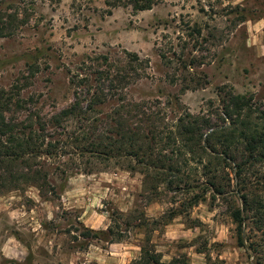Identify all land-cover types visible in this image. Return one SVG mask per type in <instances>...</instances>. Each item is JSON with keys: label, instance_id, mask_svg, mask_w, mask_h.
<instances>
[{"label": "rangeland", "instance_id": "374dc122", "mask_svg": "<svg viewBox=\"0 0 264 264\" xmlns=\"http://www.w3.org/2000/svg\"><path fill=\"white\" fill-rule=\"evenodd\" d=\"M28 10L27 24L0 39V92H13L15 101L32 99L24 111L13 104L7 118L49 120L74 103L77 78L87 76L91 87L96 71L115 76L127 70L126 53L141 64L134 65L139 79L123 92L170 125L185 112L213 114L221 88L264 104V0H162L142 12L126 2L36 0ZM57 167H45L56 197L27 184L1 192L0 264H130L146 238L163 263L184 255L190 264H256L237 245L230 205L213 202L210 194L188 211L190 220L176 217L164 226L172 211L181 210L182 198L172 203L160 188L153 201L142 192V176L120 170L62 177ZM114 213L121 243L81 236L107 231ZM140 220L148 226H124Z\"/></svg>", "mask_w": 264, "mask_h": 264}, {"label": "trees", "instance_id": "16d2710c", "mask_svg": "<svg viewBox=\"0 0 264 264\" xmlns=\"http://www.w3.org/2000/svg\"><path fill=\"white\" fill-rule=\"evenodd\" d=\"M160 1L106 0V5L126 2L135 12H142ZM35 3L0 0V39L14 37L27 24L31 16L28 7ZM126 55L127 70L115 76L109 71H96L94 86L89 87L87 76L77 78L74 103L49 120L36 114L19 122L7 118L10 107L27 110L32 99L15 101L13 92H0V194L27 184L41 196L44 189H49L56 197L45 172L50 164L58 165L55 173L62 177L73 171L92 174L111 169L140 175L142 192L153 201L160 196V188L171 194L172 203L182 198L181 210L172 211L164 226L176 217L190 220L188 211L205 202L208 194L213 202L221 200L230 205L228 213L236 226L238 247L252 254L256 264H264V104L221 88L223 97L213 114L193 116L185 112L170 125L160 112L127 98L123 92L140 77L134 66L141 64L139 57ZM117 215L110 217L113 226L107 231L86 230L81 236L97 239L103 235L109 244L121 243L123 231L114 232L121 227ZM142 220L139 225L124 222V226L146 228L147 221ZM258 233L260 242L254 240ZM130 264L190 262L179 255L163 263L151 239L146 238L139 258Z\"/></svg>", "mask_w": 264, "mask_h": 264}, {"label": "crops", "instance_id": "0c3cea01", "mask_svg": "<svg viewBox=\"0 0 264 264\" xmlns=\"http://www.w3.org/2000/svg\"><path fill=\"white\" fill-rule=\"evenodd\" d=\"M255 28H257V25L253 26V30H255Z\"/></svg>", "mask_w": 264, "mask_h": 264}]
</instances>
